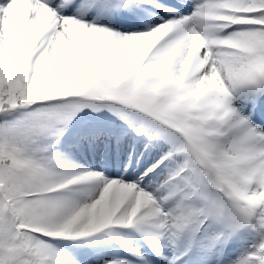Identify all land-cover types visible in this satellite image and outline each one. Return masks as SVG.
<instances>
[{"label": "snow or ice", "instance_id": "6c2138e0", "mask_svg": "<svg viewBox=\"0 0 264 264\" xmlns=\"http://www.w3.org/2000/svg\"><path fill=\"white\" fill-rule=\"evenodd\" d=\"M0 264H264V0H0Z\"/></svg>", "mask_w": 264, "mask_h": 264}]
</instances>
